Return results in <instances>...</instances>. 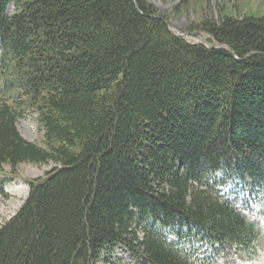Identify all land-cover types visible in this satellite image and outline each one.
<instances>
[{
	"label": "trees",
	"instance_id": "trees-1",
	"mask_svg": "<svg viewBox=\"0 0 264 264\" xmlns=\"http://www.w3.org/2000/svg\"><path fill=\"white\" fill-rule=\"evenodd\" d=\"M219 15L189 26L208 48L149 0H0V174L55 164L0 225V264H99L116 247L135 264L254 255L264 15ZM27 111L39 143L17 129Z\"/></svg>",
	"mask_w": 264,
	"mask_h": 264
},
{
	"label": "rangeland",
	"instance_id": "rangeland-1",
	"mask_svg": "<svg viewBox=\"0 0 264 264\" xmlns=\"http://www.w3.org/2000/svg\"><path fill=\"white\" fill-rule=\"evenodd\" d=\"M162 13L169 16L170 29L173 33L183 35L188 42L197 43L196 35L207 38L208 35L202 31H196L189 26L204 15L217 18L219 14H227L231 16L242 15H264V0H149ZM174 10V7H176ZM15 12L14 6L11 4L7 8V13ZM194 32L195 34H190ZM19 133L28 141L41 142L42 130L39 129L37 114L27 111L24 116L17 122ZM55 166L54 163H48L41 166L32 164H21L16 171V175H10L9 167H5L4 171L7 175L0 177L6 180L0 185V225L12 217L21 207L23 200L26 198L29 186L27 180L42 176ZM26 191V192H25ZM259 201L252 211L253 217L257 219L260 226V237L256 242L254 257L241 264H264V193L260 196ZM139 225V223H136ZM140 236L142 234L140 233ZM107 262L99 264H133L130 253L126 249L116 247L107 258Z\"/></svg>",
	"mask_w": 264,
	"mask_h": 264
},
{
	"label": "water",
	"instance_id": "water-1",
	"mask_svg": "<svg viewBox=\"0 0 264 264\" xmlns=\"http://www.w3.org/2000/svg\"><path fill=\"white\" fill-rule=\"evenodd\" d=\"M190 34H195L194 32H191ZM176 35H178V36H181V37H183V35H181V34H179V33H176ZM196 37H197V39H198V41L200 42V43H202V44H204L205 46H207L208 48H213V46L212 45H210L207 41H206V39L205 38H203V37H201V36H199V35H196ZM224 48H226V49H228V50H230V48L228 47V46H223ZM249 55H247L246 57H248Z\"/></svg>",
	"mask_w": 264,
	"mask_h": 264
},
{
	"label": "bare ground",
	"instance_id": "bare-ground-1",
	"mask_svg": "<svg viewBox=\"0 0 264 264\" xmlns=\"http://www.w3.org/2000/svg\"><path fill=\"white\" fill-rule=\"evenodd\" d=\"M26 192V191H25Z\"/></svg>",
	"mask_w": 264,
	"mask_h": 264
}]
</instances>
